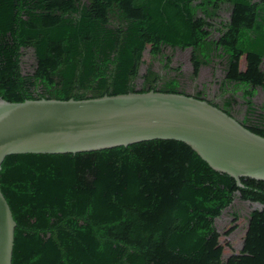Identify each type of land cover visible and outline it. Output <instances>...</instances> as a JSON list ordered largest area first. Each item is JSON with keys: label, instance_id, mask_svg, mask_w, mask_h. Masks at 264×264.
Instances as JSON below:
<instances>
[{"label": "trees", "instance_id": "1", "mask_svg": "<svg viewBox=\"0 0 264 264\" xmlns=\"http://www.w3.org/2000/svg\"><path fill=\"white\" fill-rule=\"evenodd\" d=\"M177 49L190 51L187 76L172 65ZM242 54L246 70L232 74ZM263 61L264 0H0V99L11 103L182 94L264 138ZM215 66L217 101L185 91V78ZM239 180L176 140L8 155L0 190L16 223L11 264H225L215 220L236 203L261 206L247 214L240 250L253 261L238 264H264V181Z\"/></svg>", "mask_w": 264, "mask_h": 264}, {"label": "water", "instance_id": "2", "mask_svg": "<svg viewBox=\"0 0 264 264\" xmlns=\"http://www.w3.org/2000/svg\"><path fill=\"white\" fill-rule=\"evenodd\" d=\"M157 139L185 143L238 185L240 178L264 181V138L192 96L151 90L80 100L0 99V169L13 154H75ZM15 227L0 190V264L12 262Z\"/></svg>", "mask_w": 264, "mask_h": 264}, {"label": "rangeland", "instance_id": "3", "mask_svg": "<svg viewBox=\"0 0 264 264\" xmlns=\"http://www.w3.org/2000/svg\"><path fill=\"white\" fill-rule=\"evenodd\" d=\"M246 10L238 9L234 22L240 19H244ZM23 56L21 59V69L24 73L30 72L34 65V59L32 51L22 50ZM189 49L175 50L172 65L181 66V70L187 76L191 71L189 62ZM247 55L242 54L239 58L238 65L234 68L232 74L244 73L246 70ZM143 60H149L148 48L144 51ZM156 69H159L158 64L155 65ZM264 67V61H263ZM145 66H142V72ZM223 77V73L220 67H203L199 73L198 78L191 82L189 79L184 80V89L187 93L192 94L198 90L203 89L206 94L207 100L217 101V82ZM264 102V93L258 92L255 98V103L260 104ZM253 208H259L257 205L248 206L244 203H236L234 209H225L222 215L215 220L216 230L218 232V238L212 240V246L219 250L222 254V259L225 264H238L240 262H252L253 260L247 255L240 254V250L243 245V240L248 229L247 214ZM234 213L237 216H234Z\"/></svg>", "mask_w": 264, "mask_h": 264}]
</instances>
